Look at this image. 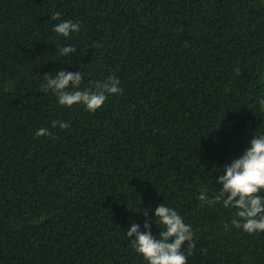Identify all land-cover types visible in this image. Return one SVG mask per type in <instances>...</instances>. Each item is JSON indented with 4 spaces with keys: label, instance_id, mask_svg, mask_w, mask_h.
Here are the masks:
<instances>
[{
    "label": "trees",
    "instance_id": "obj_1",
    "mask_svg": "<svg viewBox=\"0 0 264 264\" xmlns=\"http://www.w3.org/2000/svg\"><path fill=\"white\" fill-rule=\"evenodd\" d=\"M57 12L80 31L56 33ZM60 70L122 92L62 106L44 77ZM260 101L264 0H0V264H147L126 233L158 237L161 204L191 226L187 264H264V232L209 203L264 134Z\"/></svg>",
    "mask_w": 264,
    "mask_h": 264
},
{
    "label": "clouds",
    "instance_id": "obj_2",
    "mask_svg": "<svg viewBox=\"0 0 264 264\" xmlns=\"http://www.w3.org/2000/svg\"><path fill=\"white\" fill-rule=\"evenodd\" d=\"M51 19L60 21L54 26V31L63 37H69L71 33L80 31L81 25L78 22L60 20L58 12L54 13ZM76 51L74 47L66 46L60 49V54L67 56ZM236 73L240 75L238 69ZM44 77L47 84L45 91H51L56 95L60 105L72 107L80 104L93 113L104 105L110 95L122 92L120 81L114 76L102 82H95V91L76 90L83 80L80 71L60 70L54 77L50 73ZM260 103L264 104V101ZM51 126L53 128L59 126L64 130L70 127V124L53 120ZM36 135L45 136L51 133L46 128H40ZM250 145L241 157L224 165L222 174L216 180L221 188L209 203L222 201L225 208L237 209L232 225L253 234L264 232V196L259 194L264 191V134L254 135ZM200 199L207 200V197L201 195ZM143 215L147 217L148 212ZM155 223L157 226L163 225L158 237L152 235L151 224L147 221L143 225L145 231L140 230L139 224L131 225L126 236L134 251L142 256L147 264H187V256L182 246L186 241L192 240L191 226L184 223L177 211L164 204L155 209ZM192 246L190 244L189 248L191 249Z\"/></svg>",
    "mask_w": 264,
    "mask_h": 264
}]
</instances>
